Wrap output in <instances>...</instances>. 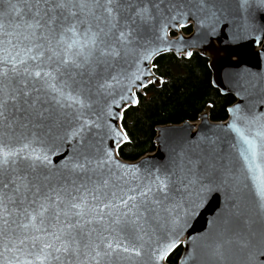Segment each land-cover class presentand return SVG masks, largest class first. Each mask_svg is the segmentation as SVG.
Masks as SVG:
<instances>
[{
  "label": "snow or ice",
  "instance_id": "obj_1",
  "mask_svg": "<svg viewBox=\"0 0 264 264\" xmlns=\"http://www.w3.org/2000/svg\"><path fill=\"white\" fill-rule=\"evenodd\" d=\"M252 8L264 10V0H0V264H161L205 197L221 191L207 255L256 264L264 114L237 108L239 126H222L231 143L204 136L172 171L120 163L114 151L128 136L109 123L123 118L114 107L138 103L131 86L146 87L154 57L182 41L170 31L195 22L211 34L229 17L247 24ZM109 134L118 143L106 149ZM62 144L71 155L56 166Z\"/></svg>",
  "mask_w": 264,
  "mask_h": 264
},
{
  "label": "water",
  "instance_id": "obj_2",
  "mask_svg": "<svg viewBox=\"0 0 264 264\" xmlns=\"http://www.w3.org/2000/svg\"><path fill=\"white\" fill-rule=\"evenodd\" d=\"M188 26L192 28L188 34L183 31V28L179 31H170L169 40H176L180 37L183 39L179 43H173L169 46L168 51L161 52L159 55L173 52L178 56L189 57L186 55L188 51H191L192 54L199 52L208 58L213 85L222 94L234 95L236 101L228 108V118L224 121L212 120L209 108H207L196 121L186 120L178 124L158 126L155 136L156 149L137 160L129 161L120 157L118 148L124 142L120 143L114 151L115 159L125 165H136L141 169V172L148 169L172 171L177 163L178 155L182 152L198 151L196 146L204 136L219 135L231 143L235 134L222 126L234 120L239 126L240 112H237V108L245 113L264 114V10L252 8L247 24L239 17H229L216 25V31L211 34L198 27L195 22H189ZM158 56L154 57L152 63ZM153 76L162 81L153 69V74L148 75L144 80L146 87L151 83L161 85L162 82H155ZM148 81L153 82L148 83ZM146 87L142 88L138 84H133L131 93L138 100V94L143 93ZM127 104L130 107L137 103L132 104L129 99ZM127 108L114 107L113 112H119L123 116V112ZM229 109H232V112H229ZM121 120L109 119V123L121 126ZM116 143L118 141L112 138L111 134L103 136L104 148L111 149ZM65 149H68L67 145H60L57 149L58 155L50 157L54 165L60 166L71 155V150L66 151ZM225 155L230 166L240 168L241 162L235 152L226 148ZM238 195L241 208L246 213H250L252 203L247 195V190L242 188ZM225 200L226 194L222 191L209 193L205 197L203 205L188 220L180 236L181 243L178 246H182V253L177 264H213L205 249L207 243L205 237L218 231L221 227L218 216L225 205ZM252 228L259 232V223H254ZM176 248L167 254L161 264H170L167 258ZM262 253H264V244L257 242L254 249L256 264H264V254Z\"/></svg>",
  "mask_w": 264,
  "mask_h": 264
},
{
  "label": "trees",
  "instance_id": "obj_3",
  "mask_svg": "<svg viewBox=\"0 0 264 264\" xmlns=\"http://www.w3.org/2000/svg\"><path fill=\"white\" fill-rule=\"evenodd\" d=\"M191 30V26L183 28L186 34ZM153 63L161 85L149 84L138 94V103L123 112L121 126L128 140L118 148V154L125 160H137L156 149L158 126L196 121L207 108L212 120L224 121L236 101L234 95L222 94L213 85L208 58L199 52L190 57L168 52ZM181 253L182 246H178L167 261L177 264Z\"/></svg>",
  "mask_w": 264,
  "mask_h": 264
}]
</instances>
